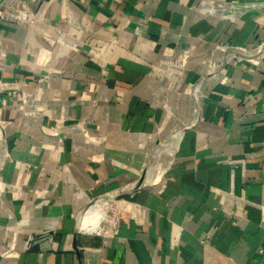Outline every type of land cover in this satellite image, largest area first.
<instances>
[{
	"label": "crops",
	"instance_id": "obj_1",
	"mask_svg": "<svg viewBox=\"0 0 264 264\" xmlns=\"http://www.w3.org/2000/svg\"><path fill=\"white\" fill-rule=\"evenodd\" d=\"M21 1L35 21L0 23V264H264V56L222 48L264 43V0ZM100 202L117 232L106 210L82 230Z\"/></svg>",
	"mask_w": 264,
	"mask_h": 264
},
{
	"label": "built area",
	"instance_id": "obj_2",
	"mask_svg": "<svg viewBox=\"0 0 264 264\" xmlns=\"http://www.w3.org/2000/svg\"><path fill=\"white\" fill-rule=\"evenodd\" d=\"M12 19L19 22H31L33 23L35 21L34 13H30L28 9L25 7L23 1L21 0H10L9 2L5 4L0 5V23H4L5 21ZM223 51L225 53V61H229L231 59H240V57H244L248 59L251 62H258V58L260 56H264V43L260 45L257 49L244 54V51H241V48H235V47H222ZM238 52L242 53L241 55L238 54ZM190 58V53L186 50L177 49L174 54L171 56L169 60V65L172 68H184L188 59ZM211 71L209 74H213L216 71L221 72L224 76L223 81L227 80L226 77V70L222 65H218L216 63H211ZM208 74V75H209ZM203 81H207V77L205 76L203 78ZM202 82V81H201ZM197 84L194 87V97L198 99V94L200 91V88L202 87V83ZM96 202V201H95ZM113 205V204H112ZM108 221L106 222L108 233L112 234L117 232L118 227V217L116 212H112L110 215H108ZM259 254L264 255V244L259 249Z\"/></svg>",
	"mask_w": 264,
	"mask_h": 264
},
{
	"label": "bare ground",
	"instance_id": "obj_3",
	"mask_svg": "<svg viewBox=\"0 0 264 264\" xmlns=\"http://www.w3.org/2000/svg\"><path fill=\"white\" fill-rule=\"evenodd\" d=\"M105 200H106V198H105ZM101 201H102V199H101ZM107 201H108V199H107ZM95 205L96 206L89 209L90 211L83 217V219H81L82 220V223H81L82 230L85 232L86 231L87 232L94 231L96 229V224H97L96 222H98L97 219L99 218L100 214L103 212L102 210L105 211L109 204L108 203L107 204L106 203L101 204V202H100V204L98 203V205L97 204H95Z\"/></svg>",
	"mask_w": 264,
	"mask_h": 264
},
{
	"label": "rangeland",
	"instance_id": "obj_4",
	"mask_svg": "<svg viewBox=\"0 0 264 264\" xmlns=\"http://www.w3.org/2000/svg\"><path fill=\"white\" fill-rule=\"evenodd\" d=\"M103 198H104V197H103ZM114 208H115V207H114L112 204H110V205L107 206L106 211H107L108 215L111 214V211H112V209H114ZM109 211H110V212H109ZM108 218H109V216H108ZM108 218H107V220H106L105 222H103V224H102V229H104V231H101L100 234H106V230H108V229H107V225H106V222L108 221Z\"/></svg>",
	"mask_w": 264,
	"mask_h": 264
}]
</instances>
